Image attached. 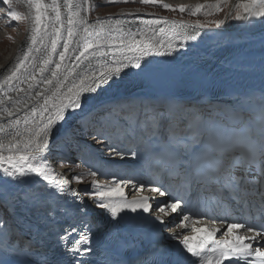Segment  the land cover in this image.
Instances as JSON below:
<instances>
[{
  "label": "snow or ice",
  "instance_id": "obj_1",
  "mask_svg": "<svg viewBox=\"0 0 264 264\" xmlns=\"http://www.w3.org/2000/svg\"><path fill=\"white\" fill-rule=\"evenodd\" d=\"M128 2H135V0H106L108 4ZM139 2L167 10H177L171 5L163 3V0H139ZM3 3L10 9L7 13L8 17L12 20L21 18L20 13L11 10L12 0H3ZM27 3L30 9L35 10L32 16L31 43L23 56L17 60L16 66L5 76L3 82H0V87L20 79L21 75L25 73L27 74L26 78L33 81V83H29V89H33L41 83L52 86L54 82L56 87L51 96L45 95L48 88L38 92L37 94L43 97V103L39 108H31V116L28 113L25 114L24 123L28 124L31 117L39 113L37 118L39 123L32 131L30 138L23 143L16 141L10 145H5L0 139V173L5 179L10 178L12 181L21 183L26 182L22 178L33 176L39 178L35 181L37 184L40 181L46 182L44 192L28 190L12 195L9 199L16 203L23 202L28 207L35 208L41 212L43 221H50L52 224H55L60 217H69L74 220L79 218L80 226L75 223L70 224L63 229V233L59 235V240L73 256L83 257L94 252L92 247L93 230L100 225L93 223L88 218L89 206L84 203L80 192L70 187L66 188L65 185H69V181L62 174L54 173V170L47 163L48 157L40 154L45 150L49 153L52 151L48 147L50 133L58 123L63 128V122L70 119V117L66 118V112L75 113L77 109L82 108V93L95 91L96 87L106 84L111 78H119L125 69H136L134 75L142 77L150 86H164L165 81L152 68L153 61L148 58L171 55L176 47L187 44L189 41H195L200 34L198 30L206 27V25L199 22L184 24L169 21L165 17L146 19L144 16H151V14L138 15L137 13L122 14L135 16L136 19H97L95 24L91 25L86 17L80 16L82 5L78 0H65L68 8L67 37L62 45L63 50L57 52L59 42L62 39L61 28L64 27L58 0H52L50 5L44 4L43 0H27ZM204 7V5H197L191 14H198ZM215 7L217 11L222 10L220 5ZM49 9L55 13V24L59 25V27L53 25L51 31H49V24L47 23L50 19L47 15ZM178 10L184 12L186 9L184 6H180ZM257 17H264V0H241L236 5L235 19L245 20ZM24 18L27 19V17ZM216 23H223V21ZM189 28L192 29L191 32L187 31ZM74 36L78 38L75 45L72 46ZM46 38L50 42V49L48 45L44 44ZM38 44L44 47L47 53L42 57V66L38 69L41 77L39 80L36 79L35 57L32 56L33 52L40 51V47H37ZM57 55L59 62L54 63L53 57ZM109 55H111L112 60L101 64L98 77L95 73H88L83 76L77 73L76 78L67 87V92L61 91L81 64L90 61L91 58ZM30 57L32 63L26 64ZM65 61H70V63H65ZM53 63L54 70L49 68V65ZM48 71L51 72L50 77L44 75ZM85 80H90L91 83L86 85ZM17 90L24 91L23 88ZM9 99L11 100V97ZM98 115L112 117L115 125L127 133H134L139 128L149 131L152 137L159 139L164 136L166 141L176 144H183L186 139L180 135L181 127H191L190 121L177 117L172 109L167 106L163 108L154 105H145L142 108L121 107L119 111L102 110ZM10 123L18 125L20 120L17 119ZM3 131L4 127L0 126V132ZM16 135H20L19 131L16 132ZM13 139L15 138L13 137ZM248 140L250 144L257 145L255 137L250 135ZM53 144H55V140ZM28 153L37 154L29 155ZM111 154L124 156V153L116 151L115 148ZM131 155L136 157L137 153L133 151ZM204 156L211 165L208 178L214 181L212 185L214 195L222 193L234 203L236 198L242 199V194L254 186L257 195L264 200V142H260L255 148V152L247 156L236 152L211 150L206 151ZM179 167L186 176L192 178V183L197 186V191L200 187H204L205 191L208 190L207 186L204 185V180L197 179L195 172L190 167L185 168L183 164H180ZM250 172H255V176L251 179L249 178ZM90 174L95 177L97 172L93 171ZM74 179L80 181L81 177L77 175ZM253 181H255L254 185ZM127 183L123 179L103 185L94 181L91 191L84 190L86 195L94 199L95 205L105 211L108 222H114V227L118 226L120 220L124 219L121 214L125 213L126 210L132 213H136L138 209L149 212L151 208L147 197L128 198L124 187H122V185L126 186ZM143 187V184H134L131 190L138 191ZM217 188L219 193L216 191ZM152 190L161 196L165 194L159 188ZM66 194L73 198L71 205L67 202ZM0 196H7V193L0 192ZM166 208H170L172 212L183 211L179 199H174V202L170 204L158 205L157 210L164 213ZM182 219L189 221V216L183 215ZM160 222L163 223L162 220ZM182 226L187 227L186 224ZM244 228L248 232H254V235L244 237L234 234L235 229ZM192 230L196 233L204 232L205 235L203 237L184 236L180 243L187 253L199 258V264H224L225 260L229 261L230 264H240V261H244V264H264V244L260 243V241H264V229L256 231L252 225L233 222L229 223L226 232L221 233L222 236H231V239L219 240L214 239V234L220 231L218 228L212 230L193 228ZM197 240L198 243H195ZM246 240L248 242H245ZM37 243L36 235H32L30 239L26 240L24 233L18 230L11 232L7 221L0 218V253L8 254L0 255V264H49L48 256L37 249ZM39 243L41 246L43 245V241H39ZM69 243H71V247H68ZM209 243L213 247L208 248ZM254 243L259 246L254 248ZM9 255L17 259L10 262ZM253 256L257 258L256 262L249 259ZM75 264H84V262L77 260Z\"/></svg>",
  "mask_w": 264,
  "mask_h": 264
},
{
  "label": "bare ground",
  "instance_id": "obj_2",
  "mask_svg": "<svg viewBox=\"0 0 264 264\" xmlns=\"http://www.w3.org/2000/svg\"><path fill=\"white\" fill-rule=\"evenodd\" d=\"M19 1L21 8L19 10L16 9L15 11L20 13L21 18L27 24V27L24 37L18 39L14 50L0 60V82H3L5 76H7L16 66L17 60L23 56L27 47L31 43L30 37L33 26L32 16L35 10L29 8L27 0ZM224 1L225 0H166V4L171 5L173 8L176 3L187 4L194 8L197 5H204L212 12L216 10V5H221ZM78 2L82 5L80 16L86 17L88 23L91 25H94L97 19H136L135 16L122 15L126 13H137L138 15L151 14V16H144V18L165 17L169 21H177L184 24H196L192 21L156 14L147 9H134L130 7L131 5L122 7L114 14L92 17L90 1L78 0ZM240 2L241 0H230V15L224 21L223 25L215 27L205 24L206 27L198 30L200 34L195 41H189L187 44L176 47V50L173 51L171 55L148 58L153 61L152 68L156 70V73L165 81L164 86H150L142 77L134 75L137 71L136 69L129 68L125 69L119 78H111L106 84L96 87L95 91L82 93V108L77 109L75 113L66 112V118L70 117V119H66V121L63 122V128H61L58 123L50 133L48 147L51 149L53 141L55 140L56 142V140L60 139L62 144L61 149L56 152L51 151V153L47 150L40 153L41 155L48 157L47 163L54 170V173L62 174L64 178L69 181V185H65V187L75 189L81 194L82 187L71 182L74 178L71 179V174L66 170L64 171V168H55V160L58 156L67 153L70 143L75 139V135L72 133L75 131V127L81 121L83 115L88 113L97 114L102 110H109L114 105L111 102L116 101L124 104L128 101H134L139 98L140 100L137 101L141 106L151 105L149 97L152 96V94L158 93L162 99L157 107H170L177 117H182L190 121L191 127L185 128L187 131L185 134L182 132L180 134L181 136L186 137L183 144L166 142L165 140H154V143L152 144L154 152L152 155L142 151H136L137 155L136 157H133L131 155L133 150L129 148L131 145L130 140L132 139L129 138L130 140H127V138H125L124 140H120V142H117L116 140L114 144L116 151L124 153L123 157H111L110 155H112L111 153L113 149L102 155H97L98 160L95 161L97 163V171L100 172L102 177H105L112 182L120 179L127 181V185H122V187H124L128 198L139 199L147 197L151 205L149 212H143L138 209L136 213L126 210L125 213L121 214L124 216V219L120 220L119 225L115 228L130 239H144L145 237L152 235L153 230H156L157 226L162 227L164 225H172L166 228L168 235H170V240L194 233L192 230L193 228H207L209 230L218 228L220 231L215 233L217 235H221L222 232H226L227 230L228 224L225 223L192 218H189V221H183L181 210L172 212L170 208H166L164 213L159 212L157 210L158 205L163 206L172 203L171 196L170 194L165 193L164 190L160 189L165 193L161 196L158 192H155L152 189L158 188L155 182L160 181L161 177H165L160 171V168H164L167 173H171L173 167H179L180 164H189L193 166L207 133L208 136L217 135L221 138L222 142H225L230 138L229 130L233 132L238 128L242 129V125L248 122L249 119L246 118V120L238 125L232 124L234 111L230 106L227 104L216 105L218 106L215 114L216 121L211 119L207 124L203 123L201 128L203 133L200 132L202 135L199 134L200 137L195 136L199 125H196V123L193 124L191 120V118H195L197 115L195 107L192 109L190 108L189 100H191L192 97L189 94H182L179 91L174 90L172 88L174 84L178 83L180 80H184L186 77L200 75V72H207L211 77L230 81V85L247 87L248 89L253 88L255 91L258 89L264 91V26L251 31L243 29V27L247 26L249 22L248 19L240 20L236 28H229L227 26L228 19L236 10V5ZM43 3L50 5L52 0H43ZM58 3L60 5L61 19L64 21V27L61 28L60 33L62 39L57 48V52H60L63 50L62 45L67 37L68 8L65 4V0H58ZM2 10L3 13H0V23L6 24L7 20L5 18L8 17V12L4 11L5 9ZM47 15L50 18L47 21L49 24V31L52 30L53 25L59 27V25L55 24V13L52 12L51 9L48 10ZM24 17H27V19ZM133 27H135V25H133ZM187 31L191 32L192 29L189 28ZM77 38L78 37L74 36L72 46L75 45ZM44 44L48 45L50 49V42L47 38L45 39ZM37 47H40V51L33 52L32 56L35 57V66L37 69L36 79L39 80L41 77L38 69L42 66V57L47 53L44 47H41L39 44ZM111 60L112 57L109 55L105 57L91 58L90 61H85L84 64H81L80 67L76 69V73L69 78L68 84L64 89H61V91L67 92V87L70 86L71 81L76 78L77 73L82 76L88 73H95L98 77L100 75L101 64L104 62H110ZM53 61L54 63L59 62L58 55L53 57ZM31 63L32 59L30 57L29 60L26 61V64ZM54 63L49 65L50 69L54 70ZM65 63H70V61H65ZM210 68L215 71L210 70ZM44 75L50 77L51 72H45ZM26 77L27 74L25 73L24 75H21L20 79L14 80L11 84H5L3 87H0V101H3V103H0V126L4 127V131L0 132V139H2L5 145H10L16 141H21V143H23V141H26L31 137L32 131L35 130L36 125L39 123V120L37 119L39 113H36L34 117H31L28 124L24 123L25 114L28 113L31 116V108H39L43 103V97L38 95V92L44 91L45 88H48L45 95L51 96L55 91V82L52 86H46L41 83L35 88L29 89L28 85L29 83H33V81ZM90 83V80H85L86 85ZM18 88H23L24 91H18ZM9 97H11V100ZM56 102L58 103L59 101ZM129 106L133 107V105H125V107ZM134 106H136L135 103ZM209 108L210 106L207 107V109ZM9 113H11V115H9ZM45 115H48V113H45ZM102 116L110 122H113L111 124L112 129L110 132L114 129L119 131V127L115 125L112 117L106 115ZM17 119L20 120L18 125L10 123ZM224 119H226L228 125L227 132L220 131L219 123H217V121ZM181 128L183 129V126ZM139 130L142 129L137 128L134 133L126 132L125 134L123 133V130L120 129V132L125 137H131L137 134ZM206 130L207 133H205ZM17 131L20 133L18 136L16 135ZM142 132L149 131L142 130ZM143 136H145V133H143ZM13 137L15 139H13ZM162 137L163 136H161L160 139H162ZM153 139H155V137H153ZM198 139L203 140L202 142H199ZM95 140L96 139H94V141ZM87 146H91V144L87 142ZM224 146L225 148L228 147L226 143H224ZM139 148H141V146H139ZM28 154L34 155L37 153ZM41 164H43V161H41ZM123 171L126 173L124 174ZM180 171V167L176 169V172ZM174 174L175 173H173V175ZM22 179L26 182L21 183L19 181H12L10 178L5 179L2 177V173H0V192L7 193V196H0V201L8 207L9 220L7 221V225L9 230L11 232H16L18 230L19 232L24 233V239L27 240L30 239V235L33 234L32 232L36 231L32 226L33 220L31 214L33 213V209L23 202L16 203L9 198L12 195L23 193L28 190H37L40 192H42V190L39 188V185L36 186L34 184V176ZM134 184H143L144 187L138 191H132L131 187ZM81 196L83 197L84 203L89 206V209L92 210L97 208L105 219L108 220L103 209L98 208L93 200H90L89 202V196ZM160 219L163 220V223L160 222ZM113 223L110 224L113 225ZM184 224H186L187 227L182 226ZM234 234L250 237L254 235V232H248L244 228L235 229ZM0 255L8 254L0 253ZM11 257L13 256L9 255V258Z\"/></svg>",
  "mask_w": 264,
  "mask_h": 264
},
{
  "label": "rangeland",
  "instance_id": "obj_3",
  "mask_svg": "<svg viewBox=\"0 0 264 264\" xmlns=\"http://www.w3.org/2000/svg\"><path fill=\"white\" fill-rule=\"evenodd\" d=\"M90 4H91V16L92 17H97V16H101V15H106V14H114L117 13L122 7H126L128 5H131L130 7L136 9H147L150 12L156 13V14H160V15H167V16H172L174 18H180L183 20H188V21H192L193 23H201V24H208L211 26H221L224 24V21L229 17L230 15V0H225L223 3H221L220 7L222 10L220 11H209L208 7H204L198 14L196 15H192V10H194L195 8L187 5V4H178L176 3L174 6L175 11L173 10H168L164 9L162 7L156 6L153 7L151 5H145L139 2V0H136V2H131V3H114V4H108L106 3V0H89ZM179 1V0H178ZM182 1V0H180ZM163 3H166V0H163ZM180 6H184L185 7V11L184 12H180L178 9ZM21 8V4L19 0H12V9L11 10H16V9H20ZM4 11H9V7L7 5H5L3 3V0H0V13H3ZM210 13V14H209ZM235 13L236 10L231 14L230 18L228 19V27L229 28H236L239 21L238 19H235ZM6 24H2L0 23V60L3 59L6 55H8L12 50H14L16 43L18 41L19 38H23L25 35V31H26V27L27 24L23 21L22 18H20L19 20H12L10 17H6L5 18ZM249 22L247 24L246 27H243V29H247L249 31L251 30H257L260 27L264 26V17H257V18H253V19H248ZM218 21H223V23H216ZM207 65V64H206ZM208 67V65H207ZM210 70H213L212 68H210ZM137 99H135L134 101H128L124 104H121L119 102H115L114 103V109L116 111H119V109L121 107H125V105H133L134 108H142L143 106H141ZM134 103L136 104V106H134ZM154 105V104H152ZM156 106V105H154ZM218 106H215L213 109H215V112L213 111V120H215V114H216V109ZM199 113V110L196 109V114ZM216 121V120H215ZM113 122H110L108 119H106L105 117H103L102 115H98L97 114H85L82 116L81 121L76 125L75 127V131L78 132H82L85 134L86 136V140L87 142H89L91 144V147H96L99 150H103V153H106L110 150H106L104 143L101 142H97L96 140L94 141V134L95 131L97 130L98 132L101 131H105V133H109L112 129V124ZM217 123H219V128L220 131L223 132H227V121L226 119L221 120V121H217ZM74 131V132H75ZM73 132V134H74ZM75 135V134H74ZM82 139H79V137L77 135H75V140L72 143V147L74 148V150H77V152L80 154L84 153L85 151H83L80 148V143L86 145L87 143ZM101 141V140H100ZM71 144V143H70ZM61 140L58 139L56 140L55 144H53L51 146L52 151L56 152L59 151L61 149ZM96 150V149H95ZM81 152V153H80ZM92 154L94 158H92ZM101 154V155H102ZM88 155H90V157H88ZM97 155H100V153L97 151H88V153H84V156H78L76 157L74 154H72V152H67L63 155H60L57 157V159L55 160V168H66V171L69 172L71 174V179L74 178L75 176L79 175L81 177L80 181H76L75 179H73V181H71L73 184L75 183V185L82 187L81 189V195H86L84 190L87 189L89 191L92 190L93 187V182H97L101 185L103 184H112L113 182L110 181L109 179H106L105 177H102V175L100 174V172L97 171V163L95 162ZM111 157L113 155H110ZM67 157H72L75 158L73 159L72 162H67L64 160H67ZM61 163H63V167L61 165ZM93 169H92V167ZM65 170V169H64ZM97 172V175L95 177H93L90 173L91 172ZM123 173L125 174L126 172L123 171ZM88 196V195H86ZM93 200L92 198L89 199ZM8 207L4 205V203H2L0 201V218H3L5 221L9 220V212H8Z\"/></svg>",
  "mask_w": 264,
  "mask_h": 264
}]
</instances>
